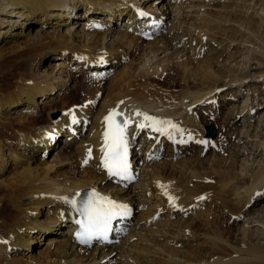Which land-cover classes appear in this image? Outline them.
Wrapping results in <instances>:
<instances>
[{
    "label": "bare ground",
    "instance_id": "obj_1",
    "mask_svg": "<svg viewBox=\"0 0 264 264\" xmlns=\"http://www.w3.org/2000/svg\"><path fill=\"white\" fill-rule=\"evenodd\" d=\"M217 1L220 2L201 0L190 6L198 7L197 14L202 9V16L194 22V30H197L193 37L197 47L194 53L182 55L174 63L168 57L159 59L141 69L132 63L123 65L108 84L100 86L105 75L97 73L107 69L106 62L115 67L122 64L127 55L132 57L131 60L140 52L144 57L148 54L156 57L160 50L165 52L169 49L167 40L157 35L167 23L166 13L152 7L150 0H0V45L18 35H31L25 43H13L12 50L0 51V55L15 54V62L23 67L8 85L0 81V264H264V245L254 244L252 238L263 239V231L255 234L242 228L241 238L235 241L232 227L226 231L218 229V215L210 211L212 204L199 209L212 197L213 206L219 203L225 210L227 206L222 203L223 196L233 187L230 208L226 210L228 218L247 217L250 211L243 212V208L250 203L254 190L264 183V171L261 170L253 177L255 183L252 186L242 190L238 186L234 188L243 175L241 169L237 170L235 157L239 156L238 150V153L233 151L234 159L230 158L228 163L227 158L201 156L211 148L210 141L202 139L204 130L198 118L204 111H200V107L210 102L212 110L224 108L230 103L226 98H235V92L231 91L242 89L245 77V73L215 69L217 58H210L213 53L205 59H201V53L209 42L214 40L217 43L218 37L227 36L233 29L229 27L230 22L237 25L240 37V26L251 36H257L259 31L249 16L242 17L244 20L241 22L236 18V13L247 9L245 3L248 0H237L238 4L234 0H224L223 5ZM211 2L217 4L212 5ZM214 7H219V10L215 12ZM92 16L102 20L108 30H92L91 22L82 24L80 29L78 26L73 29L74 25H80V18L84 20ZM122 20L124 24L120 32L110 31V24L115 25ZM54 24L57 25L53 27ZM62 26L66 27L65 33L61 32ZM51 28L53 33L48 34L47 30ZM145 36H155L154 41L145 42ZM259 36L260 44L255 50L263 61L264 36ZM227 43L220 47L222 52L230 47ZM42 51L59 60L58 70L63 74V69L70 62L86 65L89 73H82V76H88L87 84L91 83L93 76L94 79L91 87L83 84L74 87L76 92H84L80 103L69 105L70 100L59 98L64 92L74 90L70 86L75 81L72 75L66 71L65 76H60L58 70H38ZM146 61L149 59L143 58L140 63ZM33 64L34 67L38 64L36 69H33ZM258 73L252 79L264 83V71ZM233 84L236 89H232ZM102 91L103 99L98 107H93L97 94ZM54 97L59 101L49 107L59 103L61 115L56 121L54 118L41 124L37 119L40 104L52 101ZM218 99L222 102L218 103ZM195 108L197 113H194ZM248 108L250 111L252 106ZM112 110L126 118L130 128H126L125 137L130 143L132 137L139 141L145 163L158 159L162 146L170 148L168 162L147 164L146 170L143 168V176L147 178L144 185L147 206L144 210L141 206L136 208L139 210L134 209L132 195L127 191L128 183H125L135 179L136 166H142L140 159L137 162L132 160L136 164L134 166L129 164L130 179L109 176L103 167L102 149L107 129L104 118ZM145 116L155 121H170L179 131L167 124L163 125L166 129L163 133L152 127H138L150 122L145 120ZM54 131L65 133L64 143L67 145L56 153L52 161L46 162V152L55 146V141L50 139ZM247 136L248 131H245L239 140ZM199 142L204 147L196 156L171 161L173 155L178 157L191 152L192 144L198 145ZM132 144L137 146L134 141ZM133 146H128L129 154L134 153ZM86 159L88 166L82 165ZM75 163L78 171L63 173L57 167ZM80 165L85 168L81 169ZM211 180L213 183L208 184ZM92 190L118 204L127 205L128 214L112 221L108 238H93L89 243H81L76 238L81 215L71 208L69 202L60 198L86 197ZM255 206L256 203L252 207ZM162 208L165 214L160 215ZM44 209L50 215L45 216L48 222L40 226L36 216ZM176 210H180L179 215L190 212L194 216L169 220ZM135 211L140 213L133 221ZM261 219L264 220V216H258L251 223L261 222ZM122 229L130 231L121 240ZM34 233L38 235L35 240H45L42 243L45 247L38 255L26 257L22 253L28 249ZM239 242L245 245L241 247Z\"/></svg>",
    "mask_w": 264,
    "mask_h": 264
},
{
    "label": "rangeland",
    "instance_id": "obj_2",
    "mask_svg": "<svg viewBox=\"0 0 264 264\" xmlns=\"http://www.w3.org/2000/svg\"><path fill=\"white\" fill-rule=\"evenodd\" d=\"M79 1L81 2L82 0H79ZM196 1L200 2L201 0H176V1H174V0H150L152 7L155 6L158 9H160L161 12L166 13L165 21L167 23H165V25H163L162 30L159 31V33L157 35H159L158 37H163V38H165V40H167L169 49L165 52H162L160 50L156 57H151V55L148 54L146 56L147 57L146 58V57L142 56L144 54H142V52H140L134 57L135 58L134 60H131L132 57H129V55H127V58L125 57L124 60L122 59V64L119 63L115 67L111 66L112 64L110 65L109 62H106L107 63L106 64L107 69L104 72H100L101 74L97 73L99 76L105 75L104 76L105 80L100 82V86L108 84L109 81L111 80V78L113 77V75L116 72H118L123 65H131V63H132L133 65H138L139 68L141 69V68L149 67L150 65H152V63L158 62L159 59H164V58L167 59V57H168L169 60L172 63H174V62H176V60L180 56L185 55L187 53H191V54L194 53V50L197 49V47L195 45L194 38H193L194 34L197 31L196 29L194 30V22H195L196 18L199 19V17L202 16L201 15L202 9H201L200 13L197 14L198 7L197 6H196L197 8L196 7H194V8L190 7L193 4V2H196ZM141 2H142V0H141ZM217 2H218V4L223 5L224 4L223 2H225V1L220 0V2L219 1H217ZM217 2H213V3L211 2V4L215 5V4H217ZM234 2H236L238 4L237 0H234ZM234 2H233V4H236ZM254 3H256V5H253ZM162 4H163V7H161ZM206 4H208V1ZM147 5H145V7ZM245 5H246L247 9L244 8V9L240 10V12L236 13V14H238V15H236L238 17H236V18H240V22H241L242 20H244V18L242 19V17L246 18L249 16L250 20L254 21V24L257 26L256 27L257 31L259 30L257 32V36H255L256 34H254V36L253 35L251 36V33L248 34L247 31L244 29V27L240 26L239 30H241V34H242V36L240 37V31L239 32L237 31V28H238L237 25L236 24L232 25L233 23L230 22L231 26L229 25V27L233 28L232 29L233 31L230 29L227 33V36L221 35L220 37H218L217 43L214 40L212 42H209L206 49L204 50V52L201 53V56H200L201 59H205V58H207V56H209L211 53H213L210 56V58H213V59L217 58V66L215 67V69H217L219 67L221 70H223L227 73L229 72V70L235 71L237 73H240V72L245 73L244 74L245 77L243 79L244 83L242 84V89L238 90L237 92L231 91V92H235V98H232V97L226 98L228 101L230 100V103L227 104V106H225L224 108H221L218 110H215V108H214L212 110V108L210 107L211 106L210 102L208 104H206L205 106H201L200 111H204V112L201 113L200 117L198 118V121L200 120L202 129L204 130V135H203L202 139L209 140L210 141L209 146L211 148L207 153L204 154V152H203L204 155H201L203 158H205L206 156H209L212 158H214V156L215 157H221V158H227L228 159L227 163H228L230 161V158L234 159L233 151H236V150L239 151V154H238L239 156L235 157V158H236V162H237V166H238L237 170L240 171V169H241L243 175H242V178L238 179V181L236 182V185H235L236 187H234V188L236 189V188L240 187L241 188L240 190H242V188H248V187L252 186L255 183V181H254L255 179H253V177L255 175H259V172L261 170L264 171V83L261 82V80L259 81L256 79H252V77L258 76V74H259L258 72L264 71V60L261 61L260 56H258V54L256 53V50H255L257 48V46L260 44V39H259L260 36L259 35L264 36V12L262 11V9L264 10V0H248L245 3ZM171 6H172V8H171ZM253 6H254V9H253ZM214 9H215V12H217V10H219V7H214ZM174 10H175V13L173 12ZM86 15H88V14H86ZM124 18H126V17H124ZM52 22H54V21H52ZM79 22H80V25H74L73 29H74V27H77V26H78V29H80L82 24H88L91 22V29L92 30H95V31L97 30V31H102V32H106L108 30L103 25V23H102L103 21L102 20L100 21V19L97 17L92 16V17L86 18L84 20L83 19L81 20V18H80ZM71 23H73V21L70 22V25H71ZM106 23L108 24V21ZM123 24H124L123 20L118 21V23H116L115 25L110 24L109 25L110 31L112 29L114 31L120 32L119 30L123 29ZM226 24H228V23H226ZM55 25H57V24H54L53 27H55ZM95 25H99V26H95ZM65 30H66V27L62 26L61 32L65 33ZM35 31H36V28L33 30L32 34H34ZM128 32L130 34H132V30L129 29ZM47 33L48 34L53 33L52 28L50 30H47ZM133 33H134V31H133ZM134 34H136V33H134ZM30 36L31 35H18L14 38H11L10 42L5 43L4 45H0V51H4L6 53L9 50H12L11 48L13 46L18 45V43L21 44L22 41H23L22 43L27 42L29 40ZM154 38H155V36H153V37L152 36H145L144 37L145 42H150V41L153 42ZM231 38H233V40H231ZM227 42H229L230 47H228L226 52H222L220 47L221 46L225 47V45L228 44ZM218 43H220L219 46H218ZM5 53H4V55H0V68L2 70V71L0 70V76H1L0 81H2V82L4 81V84L8 85L9 83L12 82L13 77L16 76V72H20L23 67L17 65V63L15 62V60H14L15 54H13L14 55L13 56L12 54L9 55V53H8V55L6 54L8 56L6 58ZM40 56L42 57L41 58L42 60H41V62H38V64L40 63L39 66L37 64L38 70L43 71L44 69H46V70H54V72H56L58 70L59 60L57 58L53 57L54 55L44 54L42 51L40 53ZM143 58L149 59V61H146L144 63L143 62L140 63V61ZM111 62L114 63V61H111ZM24 64H26V63H24ZM64 65H67V63H65ZM75 65L76 64H73L72 62H70L68 64V66H66L67 68L65 67L63 69L64 74H63V72L60 73V71H62V70L57 71V74L59 73L60 76H65V71H66V73L70 74V76L72 75L73 79L75 80L70 84V86L74 90L73 91L68 90L67 92H64L63 95L59 96V98H63L64 100L65 99L70 100L69 105L73 104V103H80L83 96H84V92H82L81 90L76 92L74 87L76 85H82V84L86 85V87H91V84H93L92 81L94 79V76H93V78L90 81L91 83L87 84L86 80H87L88 76H86V77L82 76L83 75L82 73L86 74L88 72L87 71L88 69H86V65H82V66L81 65L75 66ZM37 66L34 67V64H33V67H34L33 69H36ZM4 70H6V72ZM9 70H10V72H9ZM3 72H5V73H3ZM11 72H12V74H11ZM106 75L108 77H106ZM236 85H237V83H236ZM236 85L233 84L232 89H236V88H234V87H236ZM229 89H231V88H229ZM222 91H224V90H222ZM99 93H101V94H99ZM99 93H98L99 95L97 94V99H96L97 101L95 100V102H93V104L94 103L95 104L94 105L92 104L93 107H95V106L98 107L99 103L103 99V91L99 92ZM226 99H225V101H227ZM57 101H59V99L54 97L52 101H47L46 102L47 104L46 103L40 104V113H39L37 119L41 124H46V123H48L47 121H51L54 118L55 119L53 121H56L59 118V115H61V113H59V112H61V110L59 109L61 107H60V105H58L59 103L56 104L55 106L49 107L50 105H53ZM220 102H222V101L218 99V103H220ZM249 105L252 106L250 111L248 110ZM75 106L77 107L79 105L75 104ZM237 110L240 112L239 115L236 114L238 112ZM194 113H197L196 108L194 109ZM208 124H212L214 126L216 133H217L215 138H212L209 135V133H206L204 127ZM221 124H223V125H221ZM129 128L130 127H128L127 129H129ZM245 131H248L247 138L245 137L244 139L241 138L239 140V138H240L239 136H242V133ZM64 134L65 133L57 134L56 131H54L53 134H51L50 139H53V141H55V146L50 150L48 149V152H46V156L44 158V160L46 162L52 161L54 159V157L56 156V153L59 152L60 149H62V147L67 145L66 143H64V141H65V138L63 136ZM133 141L136 142L137 146H133V144H132ZM130 142L131 141L129 140V138H127L128 145L129 146L132 145L134 147L133 149L135 150L131 156L132 160L134 159L137 162L140 159V163H141L140 165H142L143 167L139 166L140 167L139 168L136 166V168H138V170L135 172V176H136L135 179H132L129 181L126 180L125 183H128L127 184V191L129 193V195H132L133 199L131 201V204L134 207V209L141 206L142 209L144 210V206H145V208L147 206L146 200H144L145 187H146L144 185L147 183V181H146L147 178L145 176H143L144 172L146 170L144 167H146L145 165H147V164L148 165L149 164L156 165L158 163L168 162L169 157H170L168 154L170 151V148H168L167 145L162 146V149H160V152H159L160 156L158 157V159H156L150 163H145L144 162L145 154H143V152L140 149L139 141L136 140V138L133 139V137H132V143H130ZM192 142H195V141H192ZM211 142H213V144H211ZM218 142H222V143H219V145H218ZM260 142L261 143L263 142L262 145ZM199 143H198V145H201V146H198L195 143L192 144V146H194V148L191 152H185V154H182L181 156H178V157H176V155H173V158H171V161L178 162V161H181L185 158L194 157V155L196 156V154L199 153V150H201V148L204 147L203 143L202 144L201 143L199 144ZM217 148H219V149H217ZM238 151H236V152L238 153ZM40 152H42V150ZM147 152H149V151H147ZM146 155H148V154H146ZM76 164L77 163H75L72 166L65 164V166L62 165V166H57V167L58 168L60 167L59 172H63V173H64V171H70V170L78 171L76 169V168H78V167H76ZM82 165L88 166V163H86V164L84 163ZM133 165H136V164L133 163ZM84 166H81V169H84L85 168ZM206 167H208V165H206ZM168 174H169V171H167L166 175H168ZM211 176H213V175H211ZM212 181L213 180H211V182H208V184L209 183L212 184L213 183ZM232 189H233V187H232ZM232 189H230L226 193V195L223 196L224 201H222V203H224V206H227L228 208H230L229 207V204H230L229 201L231 198L230 194H231V191L234 190V189L233 190ZM147 197H148V195H147ZM255 203H256V206L252 207ZM211 204H212V206H211L210 211H214V213L218 215V217L216 219V225H217L218 229L226 231L227 228L232 227L233 228V234H234V236H232L233 240L241 238L240 232L242 231V228L250 229L249 231H253V233H255V234H262V231L264 232V225L261 223V222H264V220L261 219V222L251 223V221L256 220V218L258 216L260 218L264 216V211H263L264 210V183H262L260 185V187H257L254 190L253 195L250 199V203H248L244 206L243 212H247L248 210L250 211V215L247 217H245L243 215H239L240 217H238L236 220H234V218H236V216L233 215L235 217L228 218L229 213L226 211L227 207L225 210H223L222 205L219 203L216 204L218 206H216V205L213 206L214 201H213L212 197H210V200L203 203L199 207V209L203 210L202 209L203 207H204V209H206L207 206L211 205ZM149 207H151V205H149ZM163 208H162V212L159 213L160 215L165 214V211H164L165 209H163ZM136 210H139V209H136ZM260 211H263L262 214L260 213ZM238 212H240V210ZM139 213H140V211H139ZM139 213H136V211H135L136 218L133 216V218H132L133 221H135V219L138 218ZM179 214H180V210H176L175 214H173L172 218L170 216L169 220H176V219H179L180 217L188 219V218L194 216L193 214H190V212H189V214H187V212H186L185 214H187V215L182 213L183 216H181L182 214L181 215H179ZM46 215H50V214L49 213L46 214V210L44 209L41 214L39 213L36 216L37 217L36 219L39 220L38 223L40 224V226H42V225H44V223L48 222L46 217H45ZM158 218H159V216L156 217V219H158ZM226 220L228 221V223ZM232 220L235 221L234 222L235 224L233 223ZM157 221H155V222H157ZM155 222H153V223H155ZM129 231H130V229H129ZM129 231H126L123 229L121 230V232H122L121 240L128 236ZM33 236H32L33 237L32 239L30 238L28 249L27 250L25 249V251L22 253V255H25L26 257L30 256V255H38L39 253H41L43 251V249L45 247L44 244H42L43 242H45L44 239L35 240L38 236L37 233H34ZM252 238H253L254 244H256V245L260 244L261 246L264 245V240H263L264 238L260 239V240L257 239L258 237H256V236H253ZM235 241H237V240H235ZM113 245L118 246L119 244H113ZM244 245H245L244 243L239 242V246L243 247ZM94 248L95 247H90L89 249H94ZM201 250H202V248H201ZM203 251H205V250H203ZM206 257H207V255H206ZM220 257L221 256H219V258Z\"/></svg>",
    "mask_w": 264,
    "mask_h": 264
},
{
    "label": "snow or ice",
    "instance_id": "obj_3",
    "mask_svg": "<svg viewBox=\"0 0 264 264\" xmlns=\"http://www.w3.org/2000/svg\"><path fill=\"white\" fill-rule=\"evenodd\" d=\"M139 15H148L147 13H139ZM139 115V113H137ZM115 110L110 111L104 120L107 129L104 133L105 147L103 167L108 171L109 176H117L123 179H130L128 176L129 163L127 160L128 144L125 137L128 122L122 124L116 123L114 117ZM148 124H141L138 127H152L155 131L163 133L166 129L163 125H171L170 121H155L153 118L145 116ZM73 122L75 120L73 119ZM176 129L175 125H171ZM183 142V141H181ZM86 159L84 163L86 164ZM80 194L77 193V196ZM73 206L77 204L74 198L61 197ZM80 206L76 208L82 215L86 217V222L78 221L82 225V230L77 233L81 243H89L93 238H106V234L111 231V224L117 217H123L128 214L127 205L118 204L107 197L100 196L95 190L86 194V199L79 202Z\"/></svg>",
    "mask_w": 264,
    "mask_h": 264
},
{
    "label": "water",
    "instance_id": "obj_4",
    "mask_svg": "<svg viewBox=\"0 0 264 264\" xmlns=\"http://www.w3.org/2000/svg\"><path fill=\"white\" fill-rule=\"evenodd\" d=\"M206 129L211 133L212 137L215 136V130L212 125L208 126Z\"/></svg>",
    "mask_w": 264,
    "mask_h": 264
}]
</instances>
